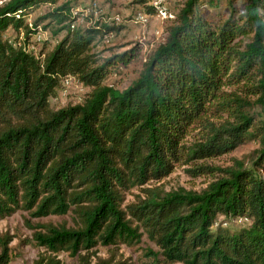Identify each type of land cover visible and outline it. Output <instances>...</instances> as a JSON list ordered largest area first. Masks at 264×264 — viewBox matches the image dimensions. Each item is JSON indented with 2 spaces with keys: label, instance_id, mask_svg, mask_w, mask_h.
<instances>
[{
  "label": "trees",
  "instance_id": "1",
  "mask_svg": "<svg viewBox=\"0 0 264 264\" xmlns=\"http://www.w3.org/2000/svg\"><path fill=\"white\" fill-rule=\"evenodd\" d=\"M41 5L47 11L28 24ZM73 9L0 3V219L18 209L61 218L27 224L39 247L32 264H61L59 253L76 264H132L121 246L142 235L156 247L148 264H264V0H182L123 89L103 82L131 51H91L118 27L77 25ZM45 28L63 33L47 51L26 50ZM66 76L88 91L54 109L48 101ZM248 141L257 148L247 164L207 163ZM175 164L210 180L199 191L150 184Z\"/></svg>",
  "mask_w": 264,
  "mask_h": 264
},
{
  "label": "rangeland",
  "instance_id": "2",
  "mask_svg": "<svg viewBox=\"0 0 264 264\" xmlns=\"http://www.w3.org/2000/svg\"><path fill=\"white\" fill-rule=\"evenodd\" d=\"M65 1L71 2L74 6L71 13H78L75 20L77 25H86L99 20L101 23L118 27L116 30L114 29L99 37L92 45L91 51L100 58L123 51H131L132 55L126 63H115L109 68V73L103 82L112 88L123 89L136 79L149 54L162 41L164 32L171 25L174 13L180 7L182 0H160V6L165 12L164 17L157 15L155 12H147L146 9L149 7L150 0H145V3L138 0H57V3ZM47 9L48 6L46 5L39 6L30 14L27 21L31 22L36 17L43 15ZM207 9L209 8L204 7L202 11ZM136 12H143L149 15L144 24H137L132 21V16ZM115 18H117L118 23H115L117 21ZM44 23L46 21L41 23L40 26L44 25ZM39 32L38 39L33 38L29 45L35 53L39 49L49 50L63 33L60 32L55 37L49 28L41 29ZM4 36L14 38L16 34L7 29ZM87 91L86 87L73 80L66 83L64 87L61 85L56 91V96L50 98L48 102L54 109L75 104L85 96ZM194 134L195 130L185 137L186 143L191 142L196 137V135L193 136ZM256 148L257 143L255 141H248L227 154L206 161L211 165L225 166L231 163V158H236L247 164L252 151ZM188 168L189 165L187 164H175L168 175L158 181H152L150 184L152 186H161L165 191L178 187L192 191L201 190L210 178L207 175L191 177L186 172ZM130 192L137 193V190L131 189ZM126 199H132V195L127 194ZM63 218L68 220V217ZM60 219V217L54 216L44 218L31 217L29 212L22 209H18L11 215L0 219V244L4 242L9 257V261L6 264H32L33 259L36 257L39 247L32 240L31 230L27 227V224L34 225L37 222L58 221ZM239 222L243 223L244 221L237 219L230 224H240ZM121 250L125 256L131 258L132 264H148L149 260L145 254L149 251H156V247L142 235L135 244L130 246L122 245ZM59 257L61 264H76L74 258L69 257L66 253H59Z\"/></svg>",
  "mask_w": 264,
  "mask_h": 264
},
{
  "label": "built area",
  "instance_id": "3",
  "mask_svg": "<svg viewBox=\"0 0 264 264\" xmlns=\"http://www.w3.org/2000/svg\"><path fill=\"white\" fill-rule=\"evenodd\" d=\"M5 0H0V3L3 2ZM149 4L154 8V11L157 15H161L162 17H164V10L162 9V7L160 6V0H150L149 1ZM148 16L147 14L143 13V12H136L133 16H132V21L134 23H137V24H144L147 19H148ZM115 20H117V18H115ZM27 21V20H26ZM28 22V21H27ZM115 23H118V20L115 21ZM29 24V22H28ZM40 30L38 29V31L33 34L30 38V42L26 45V50L28 51H32L31 48L29 47L30 43L32 42L31 40H33V38H36L38 39V34L40 33L39 32ZM22 35L20 34L19 38H21ZM34 52V51H32ZM74 79L71 77V76H66L64 77L62 80H61V85L64 87L66 85V83H69L70 81H73ZM75 81V80H74Z\"/></svg>",
  "mask_w": 264,
  "mask_h": 264
}]
</instances>
